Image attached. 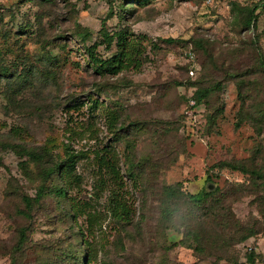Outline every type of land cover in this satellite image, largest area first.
Segmentation results:
<instances>
[{
    "label": "rangeland",
    "instance_id": "1",
    "mask_svg": "<svg viewBox=\"0 0 264 264\" xmlns=\"http://www.w3.org/2000/svg\"><path fill=\"white\" fill-rule=\"evenodd\" d=\"M121 31L141 67L98 73L88 48L110 58ZM73 155L80 182L59 195ZM102 155L133 201L129 225L98 194ZM256 164L264 0H0V264H264V181L243 172ZM176 184L210 195L187 201ZM83 202L100 212L92 226L73 217Z\"/></svg>",
    "mask_w": 264,
    "mask_h": 264
},
{
    "label": "trees",
    "instance_id": "2",
    "mask_svg": "<svg viewBox=\"0 0 264 264\" xmlns=\"http://www.w3.org/2000/svg\"><path fill=\"white\" fill-rule=\"evenodd\" d=\"M250 20H247L246 23H249ZM115 46L117 48L116 53L111 56L110 58H107L105 60H102L98 56L95 55L92 48L95 47V45L88 48L89 55L91 61L97 65L96 71L100 74H109V75H115L123 70H128L129 68H132L135 71H138L139 68L142 65V59H141V49H136L134 44L132 43V40H127L125 36V32L121 31L119 33H115ZM104 40L101 43H106V47H110V44L112 43V39L114 36L110 35L108 33L103 34ZM170 41V40H169ZM196 101L194 102L196 105L199 103L204 96V91L200 90L196 92ZM96 100H93V104L89 106L90 109L95 110L96 108ZM108 109V108H107ZM106 122L108 124V128L111 130H114L116 128V124L118 123V117L117 113L111 112L107 110L106 112ZM252 117V116H250ZM73 158L69 161L66 160L65 164L60 166V179L63 180L64 184L61 186V188L57 189V193L59 195H66L67 191L70 188V185H78L80 182V176L75 172L76 162L77 159ZM63 167V168H62ZM98 170L99 173L103 175H100V178L102 179V186L98 187V194H100V191L104 189L103 186L108 190V200L106 204V209L109 212V218L115 222H121L122 224H131L133 220V214L135 212V209L133 208V201L129 202V196H128V190H122L124 183L122 182V177L119 174V170L116 168V164L114 162V158L106 159L105 156H101L98 160ZM47 171L50 173L52 171L51 167L47 168ZM243 172L252 174V177L255 178L254 184H252L253 187H258L260 183H263L264 181V168L262 166H252L250 170L244 169ZM110 179L111 182H106L105 180ZM133 178L132 174H130V180ZM106 183H105V182ZM137 179L134 178L133 182L136 183ZM176 189L174 192L176 194H180L185 198L187 201L197 202L201 198H205L208 195H210L209 192H206V189L202 190L201 193L197 194H186L184 193L181 188L180 184H176ZM261 187V186H260ZM172 187L167 186L168 192ZM208 188V187H207ZM122 191V192H119ZM173 192V193H174ZM97 194V195H98ZM24 201L26 204H29L28 197H24ZM70 209L74 212L73 217L76 218L77 216L85 215L86 221L88 223V226H92L98 219V215L100 212L95 208V206H91L88 202L83 203H76L74 205H70ZM95 209V210H93ZM89 210V211H88ZM172 216H168V221L172 220ZM164 217L163 212L160 211V219ZM202 227L204 222L199 223ZM101 224H98V226ZM91 229L92 227H88ZM220 229H223V227H220ZM203 231V230H202ZM203 232H206L205 230ZM247 236H242L243 239H245ZM180 244L182 242L180 241ZM252 260V255L248 256V260ZM94 262V256L88 255L87 261L85 264H90ZM253 263V262H252Z\"/></svg>",
    "mask_w": 264,
    "mask_h": 264
},
{
    "label": "built area",
    "instance_id": "3",
    "mask_svg": "<svg viewBox=\"0 0 264 264\" xmlns=\"http://www.w3.org/2000/svg\"><path fill=\"white\" fill-rule=\"evenodd\" d=\"M189 57L193 58V54L190 51H189ZM192 73H193V71H190V74H192ZM191 104H194V102L192 101Z\"/></svg>",
    "mask_w": 264,
    "mask_h": 264
},
{
    "label": "clouds",
    "instance_id": "4",
    "mask_svg": "<svg viewBox=\"0 0 264 264\" xmlns=\"http://www.w3.org/2000/svg\"><path fill=\"white\" fill-rule=\"evenodd\" d=\"M190 71H193V70H192V69H190V70H189V72H190ZM193 73H194V71H193ZM193 73H192V74H193ZM192 74H191V75H192ZM193 102H194V101H193ZM194 104H195V103H194ZM192 105H193V104H192Z\"/></svg>",
    "mask_w": 264,
    "mask_h": 264
}]
</instances>
